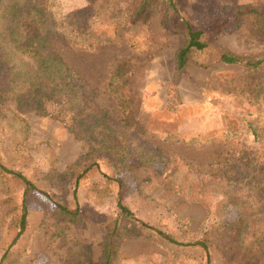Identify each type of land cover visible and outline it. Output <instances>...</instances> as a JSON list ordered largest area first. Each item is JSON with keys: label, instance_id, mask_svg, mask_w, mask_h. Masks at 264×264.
<instances>
[{"label": "rangeland", "instance_id": "374dc122", "mask_svg": "<svg viewBox=\"0 0 264 264\" xmlns=\"http://www.w3.org/2000/svg\"><path fill=\"white\" fill-rule=\"evenodd\" d=\"M51 1L53 14H73L70 23L88 32L54 50L99 109L78 114L79 98L60 101L62 88L52 105H22L32 94L24 87L0 99V164L35 186L26 231L1 264H98L111 230L112 264H264V191H248L243 167L264 141L249 128L264 127V62L251 69L217 60L222 51L264 55L261 19L236 15L243 6L264 15V0ZM30 3L0 0L10 63L23 60L11 42L28 35ZM187 27L207 46L176 69ZM112 77L125 84V112L108 90ZM21 192L0 171V256L17 231ZM53 202L69 210L76 202L78 212L59 216Z\"/></svg>", "mask_w": 264, "mask_h": 264}, {"label": "trees", "instance_id": "16d2710c", "mask_svg": "<svg viewBox=\"0 0 264 264\" xmlns=\"http://www.w3.org/2000/svg\"><path fill=\"white\" fill-rule=\"evenodd\" d=\"M28 1L31 3L29 9H27L26 16H31L32 18H29V21L26 23L29 25L28 35L24 37L22 35L20 39L14 38L11 42L16 49L14 51H17L19 53L17 55L23 60L10 63L7 53L12 52V49L11 46L4 45V36L2 32H0V99L8 96L11 97L15 88L24 87L25 92L32 91V94L27 99L22 100V105H28L30 103H38V106H43L45 103L52 105L55 102L54 98L57 93L56 91L62 88L61 95L59 96V98H61L60 101H73L79 98L78 114H85L99 109V106H97L94 101L86 100L85 96L80 91L79 88L86 85L85 81H80V77L72 72L71 68L54 50L55 42L75 45L78 39H80V36L84 37L87 31L81 30V28L76 27V24L70 23L73 14H53L50 8L52 4L51 0ZM32 11L35 13H32ZM236 15L257 16L263 22L264 27L263 13L254 7L243 6L236 12ZM8 32L10 35L15 33L12 29H8ZM202 35L203 32L201 30L191 29L190 27L186 28L184 40L177 48L174 55V66L176 69L182 68L187 63L192 51H201L207 46V42ZM107 38L108 37H106L105 40ZM217 60L227 64H237L255 69L264 62V55L258 58L247 59L234 55L228 51H222L219 53ZM19 63H21L20 65H22V67L16 68L15 66ZM26 65H28V67L25 69ZM108 90L114 98L118 100L120 111L125 112V84L115 79V77H112L108 83ZM58 103L59 102H57L56 105H58ZM54 115L59 119H63L61 116H66L67 119L70 118L69 113H61V116L54 113ZM67 119L64 120L67 121ZM21 123L23 126L22 138H25L27 134V123L24 120H21ZM249 128L255 141L259 142L260 136L264 137L263 126H259L255 123L250 124ZM119 156L124 157L121 155V152ZM243 167L246 168V170H250V179L246 182L248 191L258 196L264 191V141L260 143L259 149H257L253 155L243 160ZM88 168L89 167H86V169ZM0 171L4 174H8L14 180H17L22 187L19 214L16 220L17 231L0 256L1 264L7 253L10 252L11 247L21 240L23 233L26 231V218L28 214L26 206L27 195L32 190H35V186L20 172L8 169L2 164H0ZM232 182L233 180L229 179L226 185H222V188L229 186ZM73 196L75 198L74 191ZM259 196L261 197V200H259L261 203L259 204L264 206V194ZM250 197L253 198L252 194H250ZM253 202L255 201L253 200ZM53 204L57 214L65 218L67 216L73 217L78 212L76 202L73 210H69L56 202H53ZM116 206L121 215L136 220L135 217L132 216L131 211L120 203L119 200H117ZM139 223L152 229V227L141 221H139ZM153 230H155L156 235L160 236V238H164L170 242H176L168 235H164L161 231L156 229ZM107 235L108 238L103 246V252L98 264H112L115 262L116 253L115 246L113 245L114 235L112 230ZM177 244L187 245L190 243L177 242ZM191 244L198 245L204 251L207 259L208 251L204 240H197Z\"/></svg>", "mask_w": 264, "mask_h": 264}]
</instances>
